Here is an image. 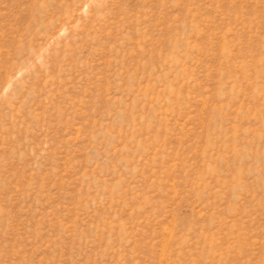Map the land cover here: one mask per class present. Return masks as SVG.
I'll list each match as a JSON object with an SVG mask.
<instances>
[{"label":"rangeland","instance_id":"1","mask_svg":"<svg viewBox=\"0 0 264 264\" xmlns=\"http://www.w3.org/2000/svg\"><path fill=\"white\" fill-rule=\"evenodd\" d=\"M0 264H264V0H0Z\"/></svg>","mask_w":264,"mask_h":264}]
</instances>
